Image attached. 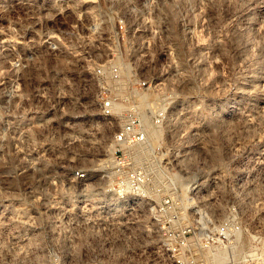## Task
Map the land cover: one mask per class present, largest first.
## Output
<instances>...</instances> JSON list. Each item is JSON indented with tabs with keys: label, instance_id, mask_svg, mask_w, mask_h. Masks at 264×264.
<instances>
[{
	"label": "built area",
	"instance_id": "obj_1",
	"mask_svg": "<svg viewBox=\"0 0 264 264\" xmlns=\"http://www.w3.org/2000/svg\"><path fill=\"white\" fill-rule=\"evenodd\" d=\"M53 6L51 28L65 32L49 35L47 48H60L80 79L64 73L57 82L41 81L30 108L64 114L65 147L83 161L96 159L51 166L38 178L49 188L48 215L66 222L67 252L78 243L81 254L77 263L66 255L52 264H264L248 252L264 232L257 184L240 166L197 165L194 133L175 115L177 97L165 100L166 82L129 63V10L136 5ZM12 63L3 80L12 73L15 98L23 100L27 58L18 52ZM89 85L91 95L80 94ZM145 118L159 129L152 139ZM28 187L34 194V184Z\"/></svg>",
	"mask_w": 264,
	"mask_h": 264
},
{
	"label": "rangeland",
	"instance_id": "obj_2",
	"mask_svg": "<svg viewBox=\"0 0 264 264\" xmlns=\"http://www.w3.org/2000/svg\"><path fill=\"white\" fill-rule=\"evenodd\" d=\"M133 4V70L166 82L165 100L177 97L175 115L194 133L197 165L244 168L264 205V0H129ZM56 13L53 0H0V264H52L66 255L77 263L81 255L78 243L67 252L66 222L48 215L49 188L37 184L45 168L96 159L83 161L65 147L64 114L30 108L41 81L57 82L64 73L80 79L60 48H47L49 35L65 32L51 28ZM18 52L27 58L23 100L15 98L12 73L3 80ZM92 91L89 85L80 94ZM262 235L250 254L264 255Z\"/></svg>",
	"mask_w": 264,
	"mask_h": 264
},
{
	"label": "bare ground",
	"instance_id": "obj_3",
	"mask_svg": "<svg viewBox=\"0 0 264 264\" xmlns=\"http://www.w3.org/2000/svg\"><path fill=\"white\" fill-rule=\"evenodd\" d=\"M32 44H35V41L33 40V43ZM34 67V66H33ZM32 67V68H33ZM56 67H58V66H55V68ZM153 95V93L152 94H150L149 95V97H153L152 96ZM37 121H38V119H37ZM144 122H145V124H146V126H147V130H148V133H149V136H150V138L152 139L153 137H155V135H158V133H159V129L157 128V127H155V126H153L146 118H145V120H144ZM263 244V243H262ZM261 253H263V252H261ZM259 260L260 261H264V255L263 254H261L260 256H259ZM43 264H45L44 262H43Z\"/></svg>",
	"mask_w": 264,
	"mask_h": 264
}]
</instances>
